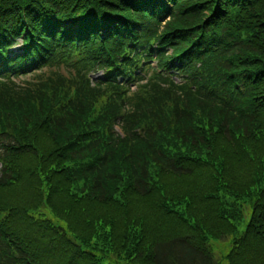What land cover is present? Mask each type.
Returning <instances> with one entry per match:
<instances>
[{
	"label": "trees",
	"instance_id": "16d2710c",
	"mask_svg": "<svg viewBox=\"0 0 264 264\" xmlns=\"http://www.w3.org/2000/svg\"><path fill=\"white\" fill-rule=\"evenodd\" d=\"M209 236L264 264V0H0V264H217Z\"/></svg>",
	"mask_w": 264,
	"mask_h": 264
},
{
	"label": "rangeland",
	"instance_id": "374dc122",
	"mask_svg": "<svg viewBox=\"0 0 264 264\" xmlns=\"http://www.w3.org/2000/svg\"><path fill=\"white\" fill-rule=\"evenodd\" d=\"M18 46L19 45L15 46L13 50L17 51ZM117 131L119 132L118 129ZM41 213L45 219L49 220L54 225L59 226V227H64L63 223L61 221H58L56 218H54L52 213L47 208H42ZM243 213H244L242 217L243 222L242 224L237 226L238 234H241L245 230V226L249 220V215H250L249 207H246ZM232 238L233 237H228L224 239H216L211 236L208 237V244L211 246V249L213 250V255H214V258L217 264H228V261L225 258V255L230 250ZM101 264H116V262L108 257H105L101 260Z\"/></svg>",
	"mask_w": 264,
	"mask_h": 264
}]
</instances>
